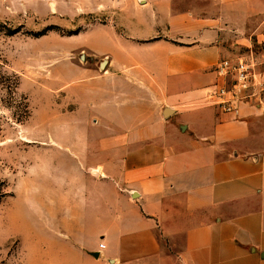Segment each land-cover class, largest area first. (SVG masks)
Segmentation results:
<instances>
[{
  "label": "crops",
  "instance_id": "0c3cea01",
  "mask_svg": "<svg viewBox=\"0 0 264 264\" xmlns=\"http://www.w3.org/2000/svg\"><path fill=\"white\" fill-rule=\"evenodd\" d=\"M145 1L153 18L109 35L108 136L75 141L65 236L85 264H264V103L222 112L215 71L264 48V0Z\"/></svg>",
  "mask_w": 264,
  "mask_h": 264
},
{
  "label": "rangeland",
  "instance_id": "374dc122",
  "mask_svg": "<svg viewBox=\"0 0 264 264\" xmlns=\"http://www.w3.org/2000/svg\"><path fill=\"white\" fill-rule=\"evenodd\" d=\"M145 5L0 0V264H85L80 243L65 236V182L76 168L75 141L108 136L92 103L95 91L113 88L109 63L100 67L109 62V35L153 18ZM234 55L250 61L264 84L263 47ZM247 103L262 105L264 87Z\"/></svg>",
  "mask_w": 264,
  "mask_h": 264
},
{
  "label": "built area",
  "instance_id": "2783aa9c",
  "mask_svg": "<svg viewBox=\"0 0 264 264\" xmlns=\"http://www.w3.org/2000/svg\"><path fill=\"white\" fill-rule=\"evenodd\" d=\"M215 71L223 81L216 90L220 99L218 104L226 113L237 115L240 106L255 98L259 87H264L262 82L259 83L253 64L243 57L225 58L217 64ZM99 247L104 250L106 244L100 243Z\"/></svg>",
  "mask_w": 264,
  "mask_h": 264
},
{
  "label": "water",
  "instance_id": "95a60500",
  "mask_svg": "<svg viewBox=\"0 0 264 264\" xmlns=\"http://www.w3.org/2000/svg\"><path fill=\"white\" fill-rule=\"evenodd\" d=\"M107 63H108V60H107V59H104V60L100 63V67L104 69L105 66L107 65ZM171 113H172V110L169 109V108H166L165 111H164V115H165V116H169ZM95 256L98 257V256H99L98 253H96Z\"/></svg>",
  "mask_w": 264,
  "mask_h": 264
},
{
  "label": "bare ground",
  "instance_id": "6f19581e",
  "mask_svg": "<svg viewBox=\"0 0 264 264\" xmlns=\"http://www.w3.org/2000/svg\"><path fill=\"white\" fill-rule=\"evenodd\" d=\"M96 170H97V169H96ZM96 170H95V171H96ZM98 172H99V170H98Z\"/></svg>",
  "mask_w": 264,
  "mask_h": 264
}]
</instances>
